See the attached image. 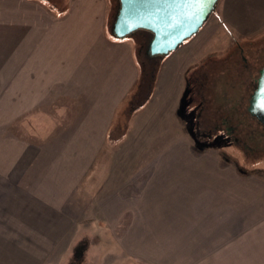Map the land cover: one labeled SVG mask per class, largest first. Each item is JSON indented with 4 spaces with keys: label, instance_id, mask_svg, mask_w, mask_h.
<instances>
[{
    "label": "crops",
    "instance_id": "obj_1",
    "mask_svg": "<svg viewBox=\"0 0 264 264\" xmlns=\"http://www.w3.org/2000/svg\"><path fill=\"white\" fill-rule=\"evenodd\" d=\"M224 4L223 19L238 33L247 35L264 27V0H229ZM12 14L15 18L13 27L6 29L8 39L15 38L23 29L25 21L18 17L24 19L28 11L17 8ZM34 35L27 38L30 40L27 49L30 54L32 44L38 43V52L37 56L30 54L28 70L22 72L25 87L22 91L16 87L11 91L12 102L0 103V264H62L68 253L71 261L64 264H127L128 255L134 256L133 264H144L139 257L146 258L148 264H164V260L166 264H227L230 255L251 234L264 231V178L225 162L217 153L200 149L194 140V144L184 139L172 140L170 146L152 154L146 166L132 169L112 187H108L110 177L101 185L100 189L104 192L107 189L108 193L99 202L102 220L94 218L90 223L107 225L100 226L101 230L108 228L113 233V241L121 252L107 255L104 252L103 261H97L98 240L89 243L87 239L82 247L80 239L84 232L80 223L63 210L64 193L69 191L64 186H75L84 170L92 169L106 140L112 145L128 137L122 132L119 139L111 140L107 134L112 115L100 110L94 113L97 119L87 116L85 137L73 139L80 142L77 151L72 150L74 157L69 152L70 160L74 159L70 165L58 167L59 170L46 163L44 143L48 135L43 132L48 124V95L53 93L50 82L54 81V94H58L55 100L57 97L61 100L64 95H71L72 99L78 94L74 91L80 81H90L85 84L88 96L95 93L93 80L104 78L108 69L102 67L96 77L98 71H92L93 62H81L76 54L72 55L75 44L67 42L65 47L70 50H65L68 53L64 55L63 46L52 35L45 34L42 40L38 30ZM168 59L173 77L169 71L161 75V81L165 76L169 89L181 79L185 88L186 59L174 56ZM55 110L63 112L67 108L60 101ZM24 113L28 115L23 120ZM100 119L104 124L99 123ZM16 120L24 122L16 125L20 127L18 132L5 133L15 129ZM61 126L59 120L49 121L51 130ZM63 126L68 127L67 121ZM101 126L106 129L104 138L94 144ZM114 127L121 131L124 124ZM61 144L60 141V160L64 146ZM55 157L56 149L51 161ZM31 177L30 185L26 179ZM112 209H116L114 213ZM90 233L89 226L85 237ZM52 255L53 262L49 260Z\"/></svg>",
    "mask_w": 264,
    "mask_h": 264
},
{
    "label": "rangeland",
    "instance_id": "obj_2",
    "mask_svg": "<svg viewBox=\"0 0 264 264\" xmlns=\"http://www.w3.org/2000/svg\"><path fill=\"white\" fill-rule=\"evenodd\" d=\"M227 1L229 3V0H220L199 33L176 51L167 56L151 57L147 53L152 38L148 32L138 30L124 39L114 35L119 0H0V103L12 102L11 91L15 87L22 91L25 87L22 72L28 70L29 56H37L38 52V43H35L30 47L31 55L28 53L30 40L27 38L30 34L35 36L37 30L41 40L46 34L59 41L64 55L68 53L65 50H70L65 47L67 42L75 44L72 55L76 54L81 62H93L95 68L92 71H98L96 77L102 67L108 69L104 78L93 80L96 82L95 93L88 96L85 95V84L90 81H80V86L74 91L78 94L72 99L71 95H64L61 100L58 97L55 100L58 94H54V81L50 82L53 93L48 95V124L43 132L48 135L44 143L46 163L55 165L57 169L73 162L69 152L78 149L80 139H73L85 137L87 116L90 118L93 115L97 119V111L104 110L108 116L112 115V126L124 124L121 131L111 126L107 135L111 140H117L125 132L128 139L112 145L106 140L103 150L94 159L92 169H85L75 186H64L69 191L64 193L65 200L62 201L63 204L66 202V206L63 210L80 223L82 232L91 227L88 238L81 232L84 237L80 243L83 247L87 239L89 243L92 239L98 240L97 261H103L104 252L106 255L121 252L113 241V233L108 228L101 230L100 226L107 225L90 223L95 221L94 218L102 220L99 202L108 193L107 189L105 192L100 189L101 185L110 177L108 187H112L126 178L132 169L146 166L150 156L170 146L172 140L184 139L190 144L195 141L200 149L217 153L225 162L235 163L245 171L264 178V126L248 111L260 71L264 69V27L247 35L238 33L223 19L224 3ZM17 8L28 11L24 19L18 17L25 21V25L15 38L8 39L6 29L13 27L11 23L15 16L12 12ZM46 48L49 50L50 46ZM170 56L186 59V90L181 79L169 89L165 76L161 81L163 73L171 71L173 77L174 70L168 67L171 65ZM116 89L118 94H115ZM107 90L109 95H106ZM60 101L67 110L56 112L55 106ZM27 115L23 120L27 119ZM23 120H16L15 129L5 133L18 132L20 127L16 125L24 123ZM54 120L62 122V126L51 130L49 121ZM64 121H67L68 127L63 126ZM99 123L103 121L100 119ZM105 130L102 126L98 131L96 129L94 144L103 140ZM60 141L64 145L61 144V160ZM55 149V161H51ZM74 151L71 152L73 157ZM26 183L33 184L32 177L26 179ZM115 210L112 209V213ZM107 211L110 212V209ZM253 235L230 255V263L227 264H263L264 231ZM105 248L109 250L105 251ZM52 257L49 258L51 262L54 261ZM127 257V264H133L131 257L134 256ZM139 258L148 264L146 258ZM151 259L155 262V257ZM67 261H71L69 253L62 264Z\"/></svg>",
    "mask_w": 264,
    "mask_h": 264
},
{
    "label": "water",
    "instance_id": "obj_3",
    "mask_svg": "<svg viewBox=\"0 0 264 264\" xmlns=\"http://www.w3.org/2000/svg\"><path fill=\"white\" fill-rule=\"evenodd\" d=\"M120 8L113 33L124 39L138 30L152 34L147 53L167 56L203 28L220 0H162L145 4L143 0H119ZM248 111L264 126V69L249 101Z\"/></svg>",
    "mask_w": 264,
    "mask_h": 264
},
{
    "label": "snow or ice",
    "instance_id": "obj_4",
    "mask_svg": "<svg viewBox=\"0 0 264 264\" xmlns=\"http://www.w3.org/2000/svg\"><path fill=\"white\" fill-rule=\"evenodd\" d=\"M143 2L145 4H148V3H160V2H162V0H143Z\"/></svg>",
    "mask_w": 264,
    "mask_h": 264
},
{
    "label": "trees",
    "instance_id": "obj_5",
    "mask_svg": "<svg viewBox=\"0 0 264 264\" xmlns=\"http://www.w3.org/2000/svg\"><path fill=\"white\" fill-rule=\"evenodd\" d=\"M142 32H148V34H151L149 31H146V30H140ZM151 37H152V34H151Z\"/></svg>",
    "mask_w": 264,
    "mask_h": 264
}]
</instances>
